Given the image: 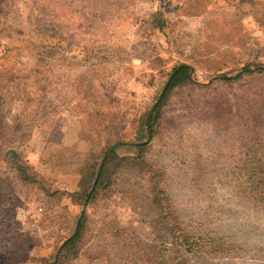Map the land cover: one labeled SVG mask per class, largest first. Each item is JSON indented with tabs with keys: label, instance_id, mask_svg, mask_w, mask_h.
<instances>
[{
	"label": "rangeland",
	"instance_id": "rangeland-1",
	"mask_svg": "<svg viewBox=\"0 0 264 264\" xmlns=\"http://www.w3.org/2000/svg\"><path fill=\"white\" fill-rule=\"evenodd\" d=\"M13 90L0 152L66 107L81 134L34 181L0 158V264H264V0H0Z\"/></svg>",
	"mask_w": 264,
	"mask_h": 264
},
{
	"label": "crops",
	"instance_id": "crops-1",
	"mask_svg": "<svg viewBox=\"0 0 264 264\" xmlns=\"http://www.w3.org/2000/svg\"><path fill=\"white\" fill-rule=\"evenodd\" d=\"M181 4L182 2L179 5ZM197 17L202 19L199 15L192 18L197 19ZM16 91H9V95L1 96L3 101L0 104V122L4 125L18 126L27 112L21 96L17 95ZM48 118L46 120L40 118L31 122L29 132L24 139L15 137V140H18V148H16L18 156L28 170L35 173H39L37 170L41 169L40 165L47 164H44L42 160L39 161L49 146L66 140L71 144L80 139L81 120L71 107L62 109V112L53 115L51 120ZM4 152H0L1 159L7 155V151Z\"/></svg>",
	"mask_w": 264,
	"mask_h": 264
},
{
	"label": "trees",
	"instance_id": "trees-1",
	"mask_svg": "<svg viewBox=\"0 0 264 264\" xmlns=\"http://www.w3.org/2000/svg\"><path fill=\"white\" fill-rule=\"evenodd\" d=\"M156 26L159 29H163L165 27V23L164 22L163 23L158 22L156 24ZM176 69H177V71L173 77L174 84L180 83L184 80H188L191 78V66L189 64H182V65L176 67ZM2 95L3 94H1L0 97ZM37 119H39V118H37ZM6 126H8V125H6ZM9 127L16 130L17 126H8V128ZM13 135H15V134H13ZM20 137L23 138V136H21V135H20ZM20 137H17V138H20ZM16 150H17L16 148H11V149L9 148V150H7L6 153H7V155H10L13 160L15 159L16 162L14 163L15 164L14 167L23 176V178L28 179L29 181H32V180L34 181L35 175H37V173H35L34 171L28 170L27 166L21 161V158H20V156H18ZM107 162H108V159L105 161L104 171L102 172L100 179L103 177ZM98 184H99V181L96 183V187L98 186Z\"/></svg>",
	"mask_w": 264,
	"mask_h": 264
},
{
	"label": "water",
	"instance_id": "water-1",
	"mask_svg": "<svg viewBox=\"0 0 264 264\" xmlns=\"http://www.w3.org/2000/svg\"><path fill=\"white\" fill-rule=\"evenodd\" d=\"M174 73H175V72H173V73L171 74V76H170V79H169L168 83L171 81L172 77L174 76ZM168 83L166 84V87H167ZM164 90H165V88H164ZM163 92H164V91H163ZM107 155H108V154H107ZM107 155L105 156V158L107 157ZM103 164H104V162H102V164H101V166H100V168H99V173H98V176H97V178L99 177V175H100V172L102 171Z\"/></svg>",
	"mask_w": 264,
	"mask_h": 264
}]
</instances>
